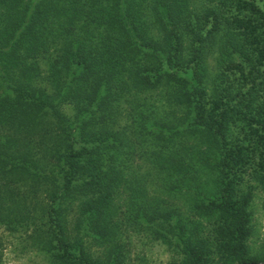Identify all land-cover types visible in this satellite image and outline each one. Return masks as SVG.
<instances>
[{
	"label": "trees",
	"instance_id": "trees-1",
	"mask_svg": "<svg viewBox=\"0 0 264 264\" xmlns=\"http://www.w3.org/2000/svg\"><path fill=\"white\" fill-rule=\"evenodd\" d=\"M256 188L264 0H0V228L49 264H121L122 207L180 264H262Z\"/></svg>",
	"mask_w": 264,
	"mask_h": 264
},
{
	"label": "rangeland",
	"instance_id": "rangeland-1",
	"mask_svg": "<svg viewBox=\"0 0 264 264\" xmlns=\"http://www.w3.org/2000/svg\"><path fill=\"white\" fill-rule=\"evenodd\" d=\"M209 68H213V61L209 59ZM135 162H137V158ZM145 167V166H144ZM147 180L146 187L151 194L153 190L157 191L160 186L161 177L152 176ZM184 190V189H183ZM187 196V195H186ZM188 197V196H187ZM166 200L172 207H178L179 210L185 208L188 200L182 195L170 196L168 194L159 198ZM124 202L123 194L120 197V203ZM121 214L124 218L120 220V241L123 258L121 264H180V259L175 256L168 248V245L162 239H156L148 230L141 226L130 224L127 220V213ZM251 211V231L247 241L248 256L264 264V190L256 188L250 204ZM12 235L0 228V264H49L48 260L39 254L35 247L32 248L27 242H20L18 235Z\"/></svg>",
	"mask_w": 264,
	"mask_h": 264
}]
</instances>
